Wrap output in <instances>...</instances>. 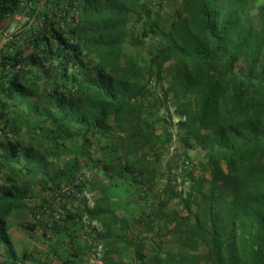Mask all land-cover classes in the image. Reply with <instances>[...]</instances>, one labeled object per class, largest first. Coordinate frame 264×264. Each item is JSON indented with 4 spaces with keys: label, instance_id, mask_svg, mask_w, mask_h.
<instances>
[{
    "label": "trees",
    "instance_id": "16d2710c",
    "mask_svg": "<svg viewBox=\"0 0 264 264\" xmlns=\"http://www.w3.org/2000/svg\"><path fill=\"white\" fill-rule=\"evenodd\" d=\"M20 2L0 0V25ZM69 4L77 21L67 30L45 14L23 43L11 41L7 51L4 45L1 49L5 100H0V116L13 142L0 140V248L6 256L0 264H16L17 259L8 217L27 211L33 196H39L40 205L46 201L41 193L33 195L32 187L55 191L69 185L79 192L84 182L99 192L94 205L63 213L68 220L86 216L100 223L92 238L103 246V264H126L124 246L133 248L135 264H264V0H179L175 13L160 5L152 13L145 0ZM131 16L138 36L130 41L150 43L146 68L137 54L125 51ZM45 92L50 94L48 105L66 103L69 109L57 117L42 113L34 98ZM74 104L78 113L72 112ZM168 104L173 114L185 117L174 135L182 155L188 159L187 150H198L199 167L207 177L194 178L186 192L171 178L164 179L153 211L144 214L143 230H159L154 252L147 257V236L132 233L130 223L116 213L110 185L75 181L81 177L77 157L51 174L40 173L32 162L46 169V156L59 158L57 152L67 141L77 139L85 147L90 138L100 142L114 128L109 149L131 158L124 170L150 189L158 178L153 162L163 154L160 141L172 135L156 127L157 121L168 122L165 117L146 110L160 111ZM25 109L43 119L17 123L14 114ZM24 128L26 145L20 149ZM38 132L48 134L55 147L42 145L35 137ZM41 146L43 151L37 152ZM121 159L117 155L118 163ZM38 226L47 240L48 226L54 234L67 230L42 221L23 227L34 231ZM167 243L186 251L163 249ZM80 253L78 246L71 247L60 264H76L72 257Z\"/></svg>",
    "mask_w": 264,
    "mask_h": 264
},
{
    "label": "rangeland",
    "instance_id": "374dc122",
    "mask_svg": "<svg viewBox=\"0 0 264 264\" xmlns=\"http://www.w3.org/2000/svg\"><path fill=\"white\" fill-rule=\"evenodd\" d=\"M35 3L39 2L38 0H34ZM70 1V0H69ZM73 1V0H72ZM148 5L151 7L152 13L159 11V6H161V10L169 11L175 13L178 8L179 0H145ZM34 9V8H33ZM73 12V11H72ZM37 16L34 17L35 22L39 23L40 20L37 21ZM39 19V18H38ZM134 17L131 16L130 24H129V37L125 43V51L132 54H137L144 68L148 67V51L150 48L149 40H144L143 43H132L130 40L138 36V27L133 22ZM7 26H5L6 28ZM70 26H64V29H68ZM4 28V29H5ZM30 36V31L27 29L22 32L20 39H18V43H23V41ZM3 46V45H2ZM5 51H7L8 47L3 46ZM40 85L42 80H40ZM5 100V94L1 93ZM50 96L48 92L43 93L41 97H35L34 99L37 101L40 110L42 113L46 111L49 115L53 117H57L59 113L63 110H68L69 104L52 102L51 104H47L46 100ZM53 100V98H52ZM25 104V103H24ZM47 106V110H43L42 106ZM72 112L78 113L77 107L75 104L72 105ZM25 113H15L14 116L17 118V123L24 125V123H34L39 122L43 119V116L40 118L36 115H33L31 111L24 110ZM149 112V115H157L163 116L167 119L168 122L161 123L159 121L156 122V127L159 131L166 132L169 131L171 133V138L168 140L167 138H163L160 141V147L158 149L162 150V155L160 156V160L157 162H153L157 168L158 178L156 179L155 185L147 189L137 181V178H134L129 172L125 171L123 166L131 158H125L119 153H115L113 149H109L111 144L114 143L116 130L113 128L110 130L109 134L103 138L100 142L97 139L90 138L85 147H81L78 145L77 139H72L71 141H67L65 147L61 148L59 151L56 149V152L59 155V158L55 154H48L46 156L50 159L48 162V168H41L36 161L32 162V167L39 170L40 173L44 174V172L51 174L57 167H60L63 161H67L69 158L77 157L79 161V168L77 175H81L82 180L89 179V181H98L102 180L104 183L109 184V198L110 204L114 208L117 214L123 216L130 226L132 227V233H138L139 236L146 235L147 239L145 240V249L144 252L147 257H150L156 247V240L159 239V230L154 228L153 231L145 232L144 228V214L153 211L155 204L157 202L158 197L160 196V189L162 187L164 179L171 178L172 183H175L178 189L183 191H189L193 188V180L198 177H207L206 173L201 170L199 167V161L201 158L198 150L189 149L187 150L189 165L187 167H183V160L187 159L184 155H182V146L179 142L176 141L175 136L173 135V127L170 122V110L168 108H163L160 111L155 110H146ZM8 112L13 117V109L8 108ZM44 121V120H43ZM7 122L4 118L0 116V128H7ZM19 140L21 141L20 149L25 147L26 143V134L25 128L19 135ZM36 139L42 142V145L55 147L54 142H52L51 138L48 134H43L41 132L36 133ZM41 146L36 149L37 152H42L43 147ZM80 151V152H78ZM83 151V152H81ZM118 157H122L121 161L118 163L116 161ZM153 157L155 153L151 154ZM111 165V167L109 166ZM113 166V167H112ZM192 171L191 176H188L185 172ZM1 183V181H0ZM93 192V196L96 198L98 196V190L91 189ZM70 186H61V190H51L46 189L42 190L39 186L32 187L33 195L36 193L43 194L46 197V201L41 202L39 196L34 197V200L29 205L27 211L23 213H14L8 217V222L11 226V230L9 231L12 238V244L14 246V250L16 252V256L19 258V255L22 250L28 251L30 249L33 242L38 244L37 242H50L55 237V230L51 229L48 226V232L50 233V238L43 239L41 238L42 230L44 228L38 226L37 229L31 231L27 228V230L22 229L25 223H35L38 224L39 221L47 225H53L54 223L58 224L61 227H65L69 231L73 233V238L71 240H67L72 245H76L81 248L82 252L80 257L78 258L77 263L79 264H90L89 259L93 254V248L96 244V241L92 238V233L95 231L93 227L88 224L83 223L81 220L70 219L68 220L63 213L64 209H68L72 212L86 206L83 197L78 194L76 190L71 191ZM184 193V192H183ZM41 196V195H40ZM34 207V211H30ZM87 207V206H86ZM35 213V215H33ZM152 214V213H151ZM153 216V215H152ZM140 221L138 222V219ZM137 219V222H136ZM135 221V222H134ZM50 223V224H49ZM136 224V225H135ZM13 225V226H12ZM134 225V226H133ZM158 225V224H156ZM63 232L61 235H64V238L61 237L64 241H66L65 234L67 231L61 229ZM27 232V233H25ZM82 236L84 238H82ZM132 237V236H131ZM59 238V239H61ZM162 239V237L160 238ZM66 243V242H65ZM21 244L18 248V245ZM43 244V243H42ZM38 245L41 244L39 243ZM163 249H170L173 251L183 252L186 251L183 247L177 245L176 243H167L164 244ZM21 248V250H20ZM36 249V248H35ZM42 249V248H41ZM39 248V250H41ZM20 250V252H19ZM34 250V249H33ZM38 250V249H37ZM36 250L30 251L29 253V262L35 264V262L39 261L40 258L35 255ZM123 254L125 257L126 264H135V259L133 255V248L130 246L123 247ZM6 256L0 248V262H5ZM201 264H208L207 262H202Z\"/></svg>",
    "mask_w": 264,
    "mask_h": 264
},
{
    "label": "built area",
    "instance_id": "2783aa9c",
    "mask_svg": "<svg viewBox=\"0 0 264 264\" xmlns=\"http://www.w3.org/2000/svg\"><path fill=\"white\" fill-rule=\"evenodd\" d=\"M38 4L42 3L45 4V8L43 9H37L32 8L29 4H23L22 0L20 2L19 8L16 12L13 13L11 18L15 21V24L8 25L5 29L0 30V54L2 45H5L8 42L11 41H17L20 39V36L22 32L26 31L27 29L33 30V28L36 27L38 24L35 22L34 17L37 16V21L41 20L45 14H50L53 16V21L58 27H63L66 25H71L73 22L77 21V17L72 12V6H70L69 0H38ZM39 18V19H38ZM8 72H13V69H8ZM155 81L154 78H150L148 81L149 87H154ZM166 103H169V99H167ZM168 109L170 110V124L173 127V135L176 133L177 124L180 121H183L185 117L183 115H175L172 113V107L168 104ZM0 140H8L13 142V135L7 132L4 128H0ZM183 167H187L189 165V160L185 159L183 160ZM82 177H79L75 181H83L81 179ZM89 180V179H86ZM84 179V181H86ZM76 183V182H74ZM70 190H76L72 186H70ZM81 197H83L85 204L88 208H91L94 205L95 197L93 196V192L90 191L88 188L87 182H84V186L82 187L81 191L78 192ZM81 221L85 224L90 225L95 229V231L92 233V236L95 237L97 233L100 231V223L97 220H88L86 216H83L81 218ZM103 251V246L101 243H96L93 248V254L91 255V258L89 259L90 264H103L101 261V253Z\"/></svg>",
    "mask_w": 264,
    "mask_h": 264
},
{
    "label": "crops",
    "instance_id": "0c3cea01",
    "mask_svg": "<svg viewBox=\"0 0 264 264\" xmlns=\"http://www.w3.org/2000/svg\"><path fill=\"white\" fill-rule=\"evenodd\" d=\"M22 3L23 4H29L32 8H37V9H40V10L41 9L44 10V8H45V4H42V3L38 4V2L35 3L34 0H22ZM13 24H15V21L11 17H8V18L4 19L3 22L1 23L0 30H3L5 28V26L13 25ZM9 43L10 42L6 43L5 45H7ZM1 73H2V69L0 68V81H1V77H2ZM1 93L2 92L0 91V100L3 101L4 97L2 96ZM47 159H48V161H50L49 158H47ZM131 228L132 227L130 226V229ZM22 229L27 230L23 226H22ZM10 230H11V226L9 225L8 226V231H10ZM131 230H133V229H131ZM66 231H67V234H65L66 241H64L62 243L58 242V238H61V237L64 238V235H61V233L63 232L62 230L59 231L58 233H56L55 237L53 239H51L52 241H50L48 243L47 242H43L44 240H41V242L40 241L37 242L38 244L39 243L41 244V247H40V245H38L35 242H33L31 247H30V249H28V251H26V250H22L21 251V253L19 255V258L17 257V259H16V264H32L31 262H29V258H28L29 253H30L31 250L32 251L36 250L35 255H36V257L40 258L38 262L37 261L35 262V264H60V262L69 253L70 248L73 247V246H76V245H72L69 242H67V240L73 238V233L71 231H69L68 229ZM25 233H27V232H25ZM82 238H84V237L82 236ZM20 246H22V245L19 244L18 248ZM39 248L40 249L42 248V249L39 250ZM20 250H21V248H20ZM20 250H19V252H20ZM80 250H81V248H80ZM122 251H123V248H122ZM81 252H82V250H81ZM123 257H124V254H123ZM78 258L79 257H74V258L72 257V259L75 261L76 264H79V263H77ZM124 261H125V257H124Z\"/></svg>",
    "mask_w": 264,
    "mask_h": 264
}]
</instances>
